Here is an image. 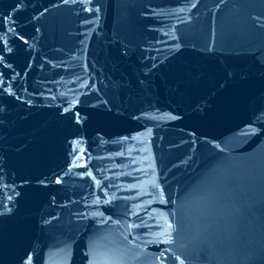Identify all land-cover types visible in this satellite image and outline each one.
<instances>
[{
    "label": "water",
    "instance_id": "1",
    "mask_svg": "<svg viewBox=\"0 0 264 264\" xmlns=\"http://www.w3.org/2000/svg\"><path fill=\"white\" fill-rule=\"evenodd\" d=\"M0 264H264V0H0Z\"/></svg>",
    "mask_w": 264,
    "mask_h": 264
}]
</instances>
